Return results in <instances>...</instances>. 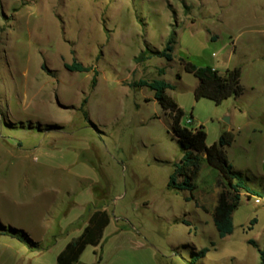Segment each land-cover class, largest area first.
Returning <instances> with one entry per match:
<instances>
[{
  "label": "rangeland",
  "instance_id": "obj_1",
  "mask_svg": "<svg viewBox=\"0 0 264 264\" xmlns=\"http://www.w3.org/2000/svg\"><path fill=\"white\" fill-rule=\"evenodd\" d=\"M173 34L172 60H135ZM74 59L96 86L65 68ZM181 60L240 67L243 94L197 98ZM140 79L174 84L182 124L202 125L207 145L233 128L229 160L264 191V0H0V264H57L98 211L109 223L85 264H260L264 197H243L219 237L197 190L168 187L181 145Z\"/></svg>",
  "mask_w": 264,
  "mask_h": 264
},
{
  "label": "trees",
  "instance_id": "obj_2",
  "mask_svg": "<svg viewBox=\"0 0 264 264\" xmlns=\"http://www.w3.org/2000/svg\"><path fill=\"white\" fill-rule=\"evenodd\" d=\"M175 39L176 35L173 34L164 49H147V51L140 53L135 60L139 62L155 56L172 60ZM181 62L186 71L193 73L198 78V84L195 88L197 98L206 97L220 103L229 97L239 98L243 94L240 67L228 68L224 73H220L218 69L210 65L198 66L187 60H181ZM65 68L70 72L89 73L94 71L91 83L93 87L96 86L98 73L92 66H85L74 59L73 63L65 64ZM43 69H46L45 65H43ZM132 85L151 89L156 101L173 120V130L178 137L183 154L179 162L174 164L168 187L177 191H189L193 198V192L197 189V179L200 175L202 162L206 160L211 167L220 173L218 185L221 191L217 205L212 212L215 228L221 238L231 234L234 230L233 213L242 196L244 195L247 199H251L252 196L264 197V191L253 189L243 172L235 169L229 160L227 150L235 142L236 133L233 130H224L216 142L207 145V133L202 125L197 128H188L182 124L184 111L167 93V90L175 88L174 84L164 79H140L133 82ZM255 221L253 220L252 224ZM108 223L109 217L105 212L98 211L93 214L90 224L83 233L69 242L58 255L57 264H85L80 261L82 253L88 244L97 245L100 242L104 227ZM249 242L258 247L256 241L249 240ZM208 251L209 248L201 249L194 261L205 257ZM259 251L261 264H264V247Z\"/></svg>",
  "mask_w": 264,
  "mask_h": 264
},
{
  "label": "crops",
  "instance_id": "obj_3",
  "mask_svg": "<svg viewBox=\"0 0 264 264\" xmlns=\"http://www.w3.org/2000/svg\"><path fill=\"white\" fill-rule=\"evenodd\" d=\"M217 69V68H216ZM225 71H220V73H224ZM224 130H234L233 128H226L223 129ZM236 141V140H235ZM235 143V142H234ZM234 143L232 144V146L234 145ZM232 146H230L228 149H230ZM228 151V150H227ZM206 163V164H205ZM207 165V167H209L210 165L206 162V160H203L202 162V166L203 165ZM202 166H201V170H202ZM211 167V166H210ZM211 169V174H212V179L214 181L213 184L208 183V181L206 180V178L202 177L201 174L199 175V179H200V185L199 187L195 190L196 191V204H201V206L206 210L209 211L210 213H212L217 205V201H218V196L219 193L221 191L220 187L217 184L218 179L220 178V173L217 170H214V168H210ZM236 169V168H235ZM201 173V171H200ZM249 181V179H248ZM250 185V184H249ZM251 186V185H250ZM252 187V186H251ZM253 189H256L254 187H252ZM258 190V189H256ZM194 191V192H195ZM245 197L244 195L242 196V198ZM251 199H259L260 201L262 200V197H256V196H252ZM250 200V199H249ZM260 264H261V258H260Z\"/></svg>",
  "mask_w": 264,
  "mask_h": 264
},
{
  "label": "water",
  "instance_id": "obj_4",
  "mask_svg": "<svg viewBox=\"0 0 264 264\" xmlns=\"http://www.w3.org/2000/svg\"><path fill=\"white\" fill-rule=\"evenodd\" d=\"M226 121L229 122V118H226Z\"/></svg>",
  "mask_w": 264,
  "mask_h": 264
}]
</instances>
